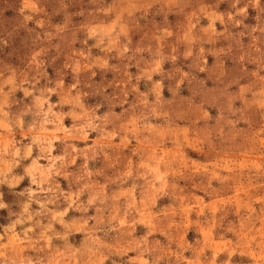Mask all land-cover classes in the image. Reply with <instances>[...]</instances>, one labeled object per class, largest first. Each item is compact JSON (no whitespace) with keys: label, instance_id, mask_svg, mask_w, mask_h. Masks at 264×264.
<instances>
[{"label":"rangeland","instance_id":"1","mask_svg":"<svg viewBox=\"0 0 264 264\" xmlns=\"http://www.w3.org/2000/svg\"><path fill=\"white\" fill-rule=\"evenodd\" d=\"M0 264H264V0H0Z\"/></svg>","mask_w":264,"mask_h":264}]
</instances>
